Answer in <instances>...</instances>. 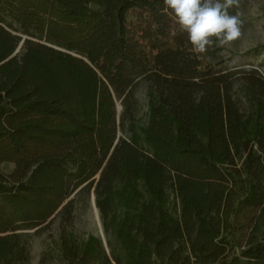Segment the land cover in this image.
I'll use <instances>...</instances> for the list:
<instances>
[{
    "label": "trees",
    "instance_id": "16d2710c",
    "mask_svg": "<svg viewBox=\"0 0 264 264\" xmlns=\"http://www.w3.org/2000/svg\"><path fill=\"white\" fill-rule=\"evenodd\" d=\"M222 49L164 0H0V264L79 188L108 240L62 230L68 264H264V76L242 110Z\"/></svg>",
    "mask_w": 264,
    "mask_h": 264
},
{
    "label": "rangeland",
    "instance_id": "374dc122",
    "mask_svg": "<svg viewBox=\"0 0 264 264\" xmlns=\"http://www.w3.org/2000/svg\"><path fill=\"white\" fill-rule=\"evenodd\" d=\"M229 12L240 19L242 34L236 41L222 47V57L227 59L222 66L233 74L236 81L234 95L242 110H246L248 100L241 88L242 76L252 69L264 76V0H239L238 5L230 8ZM11 30L25 39L32 38L23 34L16 23ZM32 39L37 40L36 38ZM17 52L18 55L22 54L23 44ZM146 92L147 84L145 81H141L137 89V99L140 101L139 113L143 120L146 118L148 109ZM121 108V104L118 103V113ZM12 168L13 165L5 166L8 171ZM69 199H73L70 222L66 218L64 219L61 214L56 213L50 217V221L47 223L35 227V229L22 230L30 253L28 264H41L42 262L44 264H68L63 260L60 249L61 232L64 229L72 232L79 239L97 235L107 243L108 238L104 233L103 221L97 203H95L94 189L79 188Z\"/></svg>",
    "mask_w": 264,
    "mask_h": 264
},
{
    "label": "clouds",
    "instance_id": "9594fccd",
    "mask_svg": "<svg viewBox=\"0 0 264 264\" xmlns=\"http://www.w3.org/2000/svg\"><path fill=\"white\" fill-rule=\"evenodd\" d=\"M238 3L239 0H164L166 10L172 11L197 54L240 38L241 21L229 12Z\"/></svg>",
    "mask_w": 264,
    "mask_h": 264
},
{
    "label": "water",
    "instance_id": "95a60500",
    "mask_svg": "<svg viewBox=\"0 0 264 264\" xmlns=\"http://www.w3.org/2000/svg\"><path fill=\"white\" fill-rule=\"evenodd\" d=\"M23 39H25V37H23ZM23 44V40L21 41V44L19 46V48L21 47V45ZM18 51V49L15 51V53Z\"/></svg>",
    "mask_w": 264,
    "mask_h": 264
}]
</instances>
